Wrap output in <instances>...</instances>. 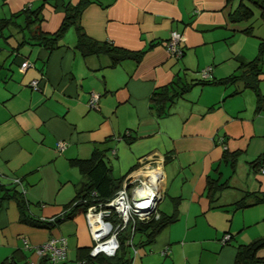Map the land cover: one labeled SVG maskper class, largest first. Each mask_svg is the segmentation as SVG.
I'll list each match as a JSON object with an SVG mask.
<instances>
[{"label": "crops", "instance_id": "1", "mask_svg": "<svg viewBox=\"0 0 264 264\" xmlns=\"http://www.w3.org/2000/svg\"><path fill=\"white\" fill-rule=\"evenodd\" d=\"M78 2L0 0V262L50 264L47 253L34 248L63 237L65 257L55 264H102L89 255L86 219L73 204L85 178L71 160L96 149L112 178L141 177L155 168V210L173 217L148 243L128 224L130 264H233L237 245L264 236V203L235 207L264 191V51L258 109L251 89L232 93L240 81L219 80L244 70L264 41V28L242 27L250 18H236L239 0H90L79 16L82 31L107 46L140 52L137 60L109 65L104 52L82 55L74 24L52 50L29 39L30 30L53 33L65 6ZM25 7L37 8L40 20L25 18ZM172 31L183 37L178 57L165 49ZM22 60L31 66L20 70ZM206 67L207 81L199 83ZM175 80L192 85L157 116L149 97ZM91 94L98 95L96 108L88 105ZM224 153H235L231 167ZM208 179L218 186L208 190ZM62 212L68 216L51 226L27 222ZM254 256V264H264V246Z\"/></svg>", "mask_w": 264, "mask_h": 264}, {"label": "trees", "instance_id": "2", "mask_svg": "<svg viewBox=\"0 0 264 264\" xmlns=\"http://www.w3.org/2000/svg\"><path fill=\"white\" fill-rule=\"evenodd\" d=\"M90 0H79V2L75 5L65 6L64 16L59 24L58 28L53 33H42L35 32L31 30L29 31L30 35L28 36L30 40L34 43L44 47L46 50H52L57 47V40L63 31L71 24H74V29L76 31V41L75 46L78 50H80L82 55L88 54H98L100 52L106 53L110 58V64L113 65L121 60L126 58H132L137 60L140 56V52L129 51L117 46H107L106 43L96 41L92 39L88 35H86L82 28L78 24L79 16L83 8L88 4ZM243 1V3H242ZM246 3L255 5L259 12L260 18L264 20V1L263 0H239V11L235 12L236 18L238 19H248L252 16V11L246 6ZM20 13H24L25 18L32 19V21H39L40 16L38 9H30L29 7L23 8ZM234 14V12L232 13ZM16 14L13 15V17ZM5 21V20H4ZM248 29L244 30L247 31ZM264 51V41L258 44L257 53L255 56L244 64L242 67L241 73L237 75H229L225 78L219 80V82H236L240 81L241 87L238 90H233L232 93H237L244 88L251 89L256 98V109L260 107L261 101L263 100L262 95L258 92L257 83L259 81L260 75V60L261 55ZM210 71V69H209ZM209 76V73H208ZM207 76V77H208ZM206 77V78H207ZM206 78H201L198 80L199 83H204L207 81ZM191 82L172 81L171 83L154 88L152 91L149 102L150 107L154 110L157 116H161L167 113L169 107L174 102V100L180 97L183 93L189 90L191 87ZM235 153L229 154L224 153L222 155L223 161L227 162V164L232 165L234 161ZM264 156V153H263ZM71 163L79 169V172L85 178V181L81 183V186L76 194V198L74 201V209H80L81 211H85V209L92 204L103 203L106 202L110 197L114 195V193L121 186V182L125 176L121 178H112L109 175V168L104 161V154L99 150H92L91 154L86 159H74L71 160ZM259 162L254 161L252 166L258 164ZM223 183L219 184V187H222ZM215 186L211 179L207 180V188L208 190H213ZM252 199L248 202L244 200H237L235 202V207L243 208L248 205L256 204V203H264V191H256L251 193ZM5 196V193L2 195ZM1 196V197H2ZM19 209L22 210V201L21 199H17ZM72 205V204H71ZM73 206H69V209ZM74 209H71L74 211ZM66 212H62L61 217L54 218L52 222H44V221H30L27 220L28 223H32L39 226H51L54 223H57L58 220L66 218ZM172 216L164 217L159 215L158 218H149L146 221H140L135 219L133 224V230L136 229L140 231L144 235V243H148L151 241L153 236L168 223L172 221ZM130 232V226L123 228L117 234L118 241V249L111 257H104L102 255L94 256L96 261L101 262L102 264H130V258L127 254L125 239ZM224 235V234H223ZM264 246V236L260 237L248 244H239L235 247V254L233 258V264H254L256 262V257L254 256V252ZM88 253V252H87ZM45 259L41 260V264H43ZM90 260V258H88ZM46 261V260H45ZM48 261V258H47ZM0 264H16L13 260H3Z\"/></svg>", "mask_w": 264, "mask_h": 264}, {"label": "built area", "instance_id": "3", "mask_svg": "<svg viewBox=\"0 0 264 264\" xmlns=\"http://www.w3.org/2000/svg\"><path fill=\"white\" fill-rule=\"evenodd\" d=\"M183 37L178 32H170L169 38L165 42L166 51L173 56H180L181 49L178 43ZM31 66L27 60L19 63L20 70ZM210 67L200 70L201 78L208 76ZM32 87H36V81L29 83ZM98 95L91 94L88 105L92 108L97 106ZM57 150L64 147L62 141H58L55 145ZM145 172H149L150 177L144 176H125L121 182V186L106 202L89 205L83 212L86 219L88 232L90 234L92 245L89 249L90 256H96L100 253L105 255H113L118 248L117 234L123 228H126L131 222L132 226L135 219L146 221L149 218H158V212L155 210L156 202L159 199V173L155 168H150ZM260 172L264 173V168H260ZM158 173V174H157ZM151 179V180H150ZM18 180L15 179V182ZM140 183L149 191L147 199L139 201L131 200V190L135 184ZM23 192V190H22ZM44 222L54 221V217L42 219ZM229 234H224L221 241H226ZM130 246V237L126 240ZM65 240L63 237L50 238L49 240L35 246L34 250L37 254L47 253L48 262L55 264L65 257ZM74 264H84L82 261H75Z\"/></svg>", "mask_w": 264, "mask_h": 264}, {"label": "water", "instance_id": "4", "mask_svg": "<svg viewBox=\"0 0 264 264\" xmlns=\"http://www.w3.org/2000/svg\"><path fill=\"white\" fill-rule=\"evenodd\" d=\"M148 197H149V191L146 188H144L140 183L134 185V187L131 190L132 201H139L141 199H147Z\"/></svg>", "mask_w": 264, "mask_h": 264}, {"label": "rangeland", "instance_id": "5", "mask_svg": "<svg viewBox=\"0 0 264 264\" xmlns=\"http://www.w3.org/2000/svg\"><path fill=\"white\" fill-rule=\"evenodd\" d=\"M251 7L253 10L252 16L250 17L249 21H246V23L242 22L241 24L243 25L242 27H245L249 24L248 22H252V26L256 31H258L259 29L264 28V20L258 18V9L256 8V6L252 4Z\"/></svg>", "mask_w": 264, "mask_h": 264}, {"label": "bare ground", "instance_id": "6", "mask_svg": "<svg viewBox=\"0 0 264 264\" xmlns=\"http://www.w3.org/2000/svg\"><path fill=\"white\" fill-rule=\"evenodd\" d=\"M149 174H150L149 172H145V173L143 174V176H144V177H150ZM150 180H151V179H150Z\"/></svg>", "mask_w": 264, "mask_h": 264}]
</instances>
